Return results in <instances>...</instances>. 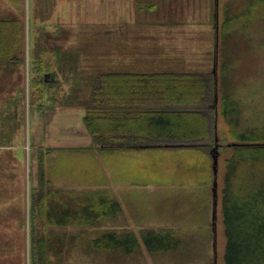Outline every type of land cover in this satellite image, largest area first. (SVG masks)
Masks as SVG:
<instances>
[{"label": "rangeland", "instance_id": "374dc122", "mask_svg": "<svg viewBox=\"0 0 264 264\" xmlns=\"http://www.w3.org/2000/svg\"><path fill=\"white\" fill-rule=\"evenodd\" d=\"M262 1L264 2L199 0L201 14L196 15L195 20L184 22L185 27L188 26L192 31L179 38L183 47L193 50L194 53H186L184 59L172 57L166 63L170 67L160 68L159 71H197L211 74L215 66L220 69L223 65L224 79L229 86L240 92V98L251 105L259 102L262 104ZM142 5V0H116L114 3L112 0H41L40 4L37 0L35 16L42 22L38 25L40 31L37 30L33 38L28 20V1L0 0V16L11 11L21 16L24 22V39L17 55L21 61L0 68V264H34L31 242L49 230L46 220L43 221L38 215L35 204L36 198L48 192V178L45 176V151L48 150L46 145L50 136L48 116H52L57 110H60L57 113L68 114L72 109L80 110L81 107L84 111L83 107L89 102V89L91 91L93 85L90 83L94 78L106 71L118 69L110 68L118 66L113 58L114 45L144 46L142 40H134L133 36H129L134 35L136 29L133 13L141 11ZM207 6L208 9H205ZM207 11H210L209 14ZM194 12L196 13L195 10ZM99 13H102V21L96 19ZM50 15L54 20L53 32L45 27ZM213 16L217 19L218 34H221L225 16L230 21L227 35L224 38L218 36L217 41L214 38ZM105 47L106 52H102ZM50 48L69 52L74 72L77 74L81 71L82 74L71 75L68 64L65 69L57 66L56 75L51 73L55 85L51 98L45 97L41 109L32 108L29 103V79L37 74L30 68L31 60L46 61L51 56L49 53L44 55V51ZM56 55L58 56L57 53ZM190 65L196 67L191 68ZM51 68L55 70L52 65ZM144 72L153 70L145 69ZM70 79L72 84L68 86L66 80ZM74 113L76 116V112ZM217 133L221 147L215 177L209 173V203L203 198V190L206 189L204 175L212 162L208 153L209 147H193L188 151H154L147 165H139L147 167L153 175V181L147 186V192L152 191L153 212L144 213V209L140 210L138 206L137 213L130 218L118 219L123 226L128 227L122 229L118 226V220L113 227L112 220H109L105 227L56 228L66 232L83 231L89 238H95L99 230L109 229L119 233L128 229L136 235L138 248L131 253L116 250L110 256L112 260H109L106 253L84 251L79 249V244L69 252L62 264H225L220 192L224 162L231 156L233 149L225 146L229 138L228 126L220 112L217 117ZM40 142L45 144L43 149L39 148ZM76 151L80 152V149H74L73 152ZM204 154L208 156L207 163ZM68 162L75 164L64 168L62 175H79L84 172L86 158L83 159L80 153H75ZM214 180L217 193L215 229L212 200ZM160 212L166 213L161 223L174 230L178 243L172 249L149 252L143 245L141 231L156 230L155 227L160 225L157 217ZM83 242L86 243L85 240ZM49 259L54 264V258Z\"/></svg>", "mask_w": 264, "mask_h": 264}, {"label": "trees", "instance_id": "16d2710c", "mask_svg": "<svg viewBox=\"0 0 264 264\" xmlns=\"http://www.w3.org/2000/svg\"><path fill=\"white\" fill-rule=\"evenodd\" d=\"M27 1L34 38L35 0ZM216 16H213V27L217 41L227 35L230 21L225 16L218 34ZM23 39V18L11 11L0 16V68L21 61L17 55ZM57 54L58 59L70 62L69 52ZM37 60H31L30 68L37 75L29 79V103L32 108L41 109L45 96L53 94L55 85L51 83L50 63ZM85 109L86 127L108 146L123 145L127 143L125 136L131 135L134 136L132 144L205 145L218 155L220 112L228 126L225 146L233 149L224 162L220 192L224 261L225 264H264V102L251 105L242 101L240 92L224 79L223 65L220 69L215 66L211 74L106 71L96 76L91 100ZM58 195L56 191H48L46 197L36 198L38 215L46 220L49 230L31 242L34 264H52L51 257L54 264H62L79 244L81 250L106 253L109 260L116 250L131 253L138 248L136 235L128 229L119 233L99 230L95 238H89L83 231L57 230L100 226L104 218L114 217L120 211L119 204L105 195L81 198ZM141 238L149 252L172 249L178 243L171 228L143 229Z\"/></svg>", "mask_w": 264, "mask_h": 264}, {"label": "crops", "instance_id": "0c3cea01", "mask_svg": "<svg viewBox=\"0 0 264 264\" xmlns=\"http://www.w3.org/2000/svg\"><path fill=\"white\" fill-rule=\"evenodd\" d=\"M40 1L41 0H39V4ZM115 1L116 0H112L113 3ZM142 3L141 11L133 13L134 26L136 29L134 30V35L129 34V36H133L134 40H142L144 46H134L131 44L114 45L112 48L113 58L114 62L118 63V66H110V68L118 69H112L113 71L144 72L145 69L153 70V72L159 71L160 68L170 67L166 63H168L172 57L174 59H184L186 53H194L193 50H186L179 38H183L185 33L192 31V29H188V26L185 27L184 22L195 20L194 18L197 17L196 15L201 14L202 8L199 4V0H142ZM36 4L37 0L33 2L32 7L34 13L32 18L34 34H36L37 30L40 31V26L38 25L42 22L37 15L35 16ZM206 8L208 9V6L205 7V9ZM209 12L210 11H207V14H209ZM115 17L116 16L113 14V18ZM102 18V13H99L96 19L102 21ZM53 22L54 20L51 19L50 15V19L45 27L51 30V32L54 31ZM138 24L140 25L138 26ZM189 35L192 36L193 34L189 33ZM106 49L107 47L103 48L102 52H106ZM59 50L61 49L54 50L50 48L44 51V55L47 56L49 53L51 56L50 58L47 57L46 61L55 68V70L53 69V73L56 75L57 66H61L65 69L69 65L70 68H68V72L71 73V75L82 74L81 71L76 74L74 72V67L71 66L69 61H65L62 58L58 59L56 53H58ZM207 52H209V50H207ZM59 60L62 62H59ZM189 67L192 68L196 66L190 65ZM66 82H68V86L72 84L71 79L70 81L66 80ZM95 82L96 77L93 82L90 83V85L93 84L92 88ZM52 84H54L53 81ZM92 88L91 91L89 89L88 104L91 100ZM71 90L72 89L69 91L70 93ZM50 96L51 94H47L45 97L50 99ZM79 109L80 110L76 109L77 111L72 109L68 114L57 113V111H60L57 110L52 116H48L50 136L48 138V144L46 145L48 150L45 151V157L47 158L45 173L46 178H48L47 190L56 191L62 196H71L75 198L89 197L91 195H105V197L113 199L119 204L120 211L114 217L104 218L102 222L104 227L109 220H112L113 227V224L120 217L130 218L133 214L137 213L138 206H140V210L144 209V213L153 212L154 205L151 201L152 191L147 192L149 189L147 186L153 181V175L147 167H139L141 164L147 165L152 155L151 153L154 151L160 152L162 149L188 151L193 147L202 146L173 144H158L156 146L147 144L137 145L131 143L134 139V136L131 135L125 136L127 143L123 145L108 146L104 142L97 140L90 133L84 122L86 109L85 107H83L84 111L81 107H79ZM74 112H76V116ZM38 123H40V121ZM43 145L45 144L40 142L39 148L43 149ZM74 149H80V152H73ZM208 151L212 160L211 152L209 149ZM75 153H80L83 159L86 158V163L83 165L85 166L84 172L79 175H62V170L64 168L75 164L74 162H68ZM61 154H63L62 157ZM204 159L207 163L208 156L206 154H204ZM211 165L212 162H210V167H208L204 175V186L206 189L203 190V198L207 199L208 203L209 180H211L209 173L211 172V174L214 175V172H212L213 169L211 170ZM46 194L47 192L43 196L46 197ZM52 201L54 200L52 199ZM165 215L166 213L163 212L157 214L160 225L155 227L156 230L171 228L161 223ZM118 222L119 228H128L122 225V221L118 220Z\"/></svg>", "mask_w": 264, "mask_h": 264}, {"label": "water", "instance_id": "95a60500", "mask_svg": "<svg viewBox=\"0 0 264 264\" xmlns=\"http://www.w3.org/2000/svg\"><path fill=\"white\" fill-rule=\"evenodd\" d=\"M214 150H215V147H214ZM211 157H212V169H213L214 175H216L218 154L211 153ZM212 193H213V221H214L213 223H214V229H215L216 203H217L216 181L215 180L213 182Z\"/></svg>", "mask_w": 264, "mask_h": 264}, {"label": "bare ground", "instance_id": "6f19581e", "mask_svg": "<svg viewBox=\"0 0 264 264\" xmlns=\"http://www.w3.org/2000/svg\"><path fill=\"white\" fill-rule=\"evenodd\" d=\"M243 101V100H242Z\"/></svg>", "mask_w": 264, "mask_h": 264}]
</instances>
